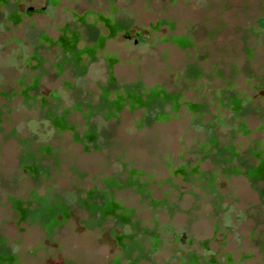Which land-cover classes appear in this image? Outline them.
I'll list each match as a JSON object with an SVG mask.
<instances>
[{
	"label": "rangeland",
	"instance_id": "rangeland-1",
	"mask_svg": "<svg viewBox=\"0 0 264 264\" xmlns=\"http://www.w3.org/2000/svg\"><path fill=\"white\" fill-rule=\"evenodd\" d=\"M73 33V51L91 50L75 69L61 47ZM132 86L175 96V109L149 122L128 102L96 109L104 90L113 100ZM62 115L57 130L51 118ZM87 132L105 138L88 143ZM22 147L32 156L23 167ZM223 147L233 156L213 162ZM249 149L264 150V0H0V239L13 264H129L137 253L121 258V242L133 223L159 239L135 264H264V181L239 166L225 173ZM129 176L145 191L115 190L128 225L88 228L76 197ZM46 194L67 207L51 233L12 209Z\"/></svg>",
	"mask_w": 264,
	"mask_h": 264
},
{
	"label": "trees",
	"instance_id": "trees-1",
	"mask_svg": "<svg viewBox=\"0 0 264 264\" xmlns=\"http://www.w3.org/2000/svg\"><path fill=\"white\" fill-rule=\"evenodd\" d=\"M117 27L116 23L111 24L110 28L113 29ZM86 34L89 37L95 36V33L88 28L86 30ZM77 34L73 33L70 39H67L66 42L61 46L64 49H71V55L69 61L71 63V67L73 69L78 68L79 64L78 59L83 55H87L91 53V50H82V51H73L71 43L75 40ZM98 38L95 39V47L98 44ZM64 63V60L62 61ZM189 76L196 75L197 71L195 69H189L187 71ZM124 94L126 96H117L113 100L108 99V91L104 90L100 95V101L97 110H105L106 113H112L116 111L120 106L128 102L132 106H140L145 109L144 118L141 121L149 122L152 120H163L167 117L161 109L165 105H170L171 109H175L177 101L175 96L167 97V95H161L156 92H150L149 94H145L142 96L136 92L135 87H129L124 90ZM234 106V114L237 115L238 110L241 108H237L239 105V101L235 96H231L228 98V106ZM244 110V108H243ZM92 111V109H90ZM52 110H48L46 112L47 118L51 116ZM51 123L57 130H61L64 127V118L62 116H54L51 118ZM243 127L239 125L235 131L242 130ZM88 135L84 137V140L88 143H93L95 140H99L104 135H93L91 138V134L87 132ZM106 140V139H105ZM206 144L209 146H214L216 144V136L214 133H210L207 137ZM234 152L229 147H223L218 149L215 156H212V161L215 163H221L222 161H229L233 156ZM32 159L30 153L26 152V148L22 147L19 153V161L20 165L23 167L25 163ZM256 159L258 162L257 166L251 165L250 160ZM263 164H264V150L255 151L254 149H249L248 153L244 157L237 158V166L227 168L225 173H234L238 171V169L244 168L245 175L249 178V180L256 185L259 180L264 181L263 175ZM239 166V167H238ZM39 172V169H36L35 174ZM185 177L191 179L193 172H187L184 174ZM202 181V188L211 193L213 191L212 178H200ZM105 188L103 190H91L86 193L83 198L76 197V202L80 208L84 209L87 213V219L85 220V225L88 228L97 227L103 223L107 219H109L115 227H123L128 225L129 215L123 208L118 204V202L114 199L115 190L121 187H136L135 189L140 192L145 191V186L139 185L136 178L129 176L124 178L121 182L115 178L108 179L104 182ZM259 194L262 198H264V182L260 189L258 190ZM34 208H22L20 203L14 202L12 205V209L17 215L18 219L25 220L28 223L38 222L47 233H51L54 228L61 225L62 221L57 219L58 216H64L67 207L62 202L61 198L52 194H46L43 197H34L33 198ZM152 207H160L165 208L167 211V207L164 203L152 204ZM136 224L133 223L130 226L128 225V234L126 235V241L123 240L121 242L122 251L121 258L126 260H131L133 252L137 253V256L134 260H132L129 264H135L136 259L140 258L144 253V245H150L149 250H153L158 247L159 239L152 232L148 233L147 231H137ZM143 252V253H142ZM183 260L189 263H194L195 258L192 253H186L183 256ZM15 261V256L11 255L9 249L4 244L3 240L0 239V264H13Z\"/></svg>",
	"mask_w": 264,
	"mask_h": 264
}]
</instances>
